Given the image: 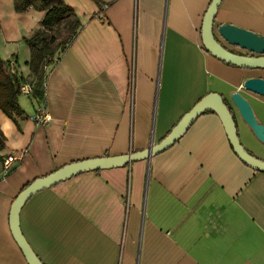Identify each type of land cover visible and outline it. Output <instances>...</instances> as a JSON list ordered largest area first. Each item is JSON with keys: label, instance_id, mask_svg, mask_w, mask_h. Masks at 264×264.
Instances as JSON below:
<instances>
[{"label": "crops", "instance_id": "crops-1", "mask_svg": "<svg viewBox=\"0 0 264 264\" xmlns=\"http://www.w3.org/2000/svg\"><path fill=\"white\" fill-rule=\"evenodd\" d=\"M81 28L37 72L23 37L42 11L0 0V56L13 60L24 114L0 109V264H28L9 227L15 196L36 177L80 159L141 150L162 139L200 97L214 91L232 108L242 144L260 142L233 107L246 98L264 124V95L244 89L264 68L226 63L201 43L210 0H64ZM215 25L264 37V0H221ZM228 49L241 53L224 42ZM44 107L50 116L37 123ZM22 159L4 172L7 153ZM20 229L43 264H264V172L233 151L218 115L200 114L149 160L77 174L23 205Z\"/></svg>", "mask_w": 264, "mask_h": 264}, {"label": "water", "instance_id": "water-1", "mask_svg": "<svg viewBox=\"0 0 264 264\" xmlns=\"http://www.w3.org/2000/svg\"><path fill=\"white\" fill-rule=\"evenodd\" d=\"M220 2L221 0H210L204 12L200 31L203 48L213 56L229 64L248 69L264 68V37L252 30L231 23L215 25V15ZM217 35L228 45L239 48L241 53L228 49L216 37ZM243 87L256 94L264 95V78L249 77L244 80ZM230 99L241 119L249 126L255 137L264 143V124L255 117L249 101L238 91H234ZM230 108L220 93L208 92L187 110L158 142L151 143L144 149L129 151L128 153L71 161L29 182L15 196L9 211L11 234L28 264H43L27 243L19 224L21 208L31 196L44 188L56 185L80 173L122 167L143 159L149 160L153 155L167 149L177 141L187 131L191 123L207 110L213 111L218 115L235 154L249 167L264 172V159L252 154L241 143L238 136L237 123L233 117L232 108Z\"/></svg>", "mask_w": 264, "mask_h": 264}, {"label": "trees", "instance_id": "trees-1", "mask_svg": "<svg viewBox=\"0 0 264 264\" xmlns=\"http://www.w3.org/2000/svg\"><path fill=\"white\" fill-rule=\"evenodd\" d=\"M96 1L99 12H102L103 3ZM13 4L17 12L30 9L43 12L39 26L23 37L30 49L28 65L33 72H37L44 59H48L50 63L56 51L68 45L75 37L81 28L80 20L72 6L64 0H13ZM61 29L64 30L63 35H61ZM57 39L59 42L55 43ZM12 62L13 60L0 56V109L18 125V118L22 117L25 112L18 101L21 85L12 71ZM228 107L230 108L229 105ZM4 146L5 136L0 129V149Z\"/></svg>", "mask_w": 264, "mask_h": 264}, {"label": "built area", "instance_id": "built-area-1", "mask_svg": "<svg viewBox=\"0 0 264 264\" xmlns=\"http://www.w3.org/2000/svg\"><path fill=\"white\" fill-rule=\"evenodd\" d=\"M24 92H29L30 89L27 85H22L20 86V91ZM33 119L37 123H46L49 119L50 116L48 115L46 109L44 107L39 108L38 112L33 116ZM24 155V151L18 152V155H15L13 153H7L4 160H3V170L4 172H7L13 163L14 160L17 158L22 159Z\"/></svg>", "mask_w": 264, "mask_h": 264}, {"label": "rangeland", "instance_id": "rangeland-1", "mask_svg": "<svg viewBox=\"0 0 264 264\" xmlns=\"http://www.w3.org/2000/svg\"><path fill=\"white\" fill-rule=\"evenodd\" d=\"M63 31H64V30L61 29V31H60V32H61V35H63V33H64ZM58 42H59V39L55 40V43H58ZM238 136H239V135H238ZM239 139H240V137H239ZM240 140H241V139H240ZM241 143H242V142H241Z\"/></svg>", "mask_w": 264, "mask_h": 264}]
</instances>
